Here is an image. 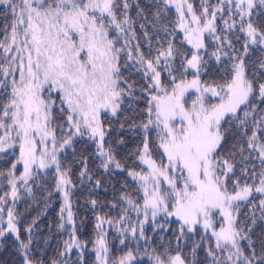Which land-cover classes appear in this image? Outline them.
Masks as SVG:
<instances>
[{"label": "snow or ice", "instance_id": "obj_1", "mask_svg": "<svg viewBox=\"0 0 264 264\" xmlns=\"http://www.w3.org/2000/svg\"><path fill=\"white\" fill-rule=\"evenodd\" d=\"M0 6V153L12 157L0 242L12 234L21 264H264V0ZM128 132L138 143L125 154ZM83 138L94 149L77 155ZM78 185L116 194L86 201L90 235ZM21 189L45 208L60 194L55 257L38 218L21 237Z\"/></svg>", "mask_w": 264, "mask_h": 264}, {"label": "trees", "instance_id": "obj_2", "mask_svg": "<svg viewBox=\"0 0 264 264\" xmlns=\"http://www.w3.org/2000/svg\"><path fill=\"white\" fill-rule=\"evenodd\" d=\"M145 0H141V3L143 4ZM191 2L194 4V7L199 9L201 0H191ZM208 2L212 5H215L217 0H208ZM133 9V14H134ZM5 12L6 10L3 9L2 6H0V28L3 27V25L6 23L5 21ZM173 18H174V10H173ZM225 18L227 17V13L224 14ZM264 21H260L257 19V23H261ZM218 31L220 28L223 27L222 20L220 19V14H218V18L216 21ZM179 35V33H178ZM241 36V39L239 41H236L234 39V43L237 48L241 46L243 43V34L239 33ZM3 33L0 32V38H2ZM215 43L214 40L210 38V36L207 34L205 36V44L209 48V52L212 50V45ZM189 47V46H187ZM260 55L259 49H257L252 54V59L255 60ZM207 59V57H205ZM212 63V62H210ZM214 65V69H215ZM225 73L221 69L219 72L213 71L212 75L219 79L220 76L224 75ZM137 74V78H138ZM191 78V77H189ZM121 135H124L126 144L121 146V152L122 153H130L132 152L137 143L138 138L135 136L134 133L128 132V133H121ZM94 149V144L91 141H88L87 138H83L79 140V142L76 144V152L77 155H79L81 152H88L91 153ZM65 158L69 164H73V157L70 153L65 154ZM8 157H5L4 154L0 153V170L7 171V167L9 166L7 161ZM132 161L129 159L128 164L131 165ZM78 165L73 166V173L76 172ZM74 181H75V175H74ZM49 184H51V178L47 181ZM131 183V181H130ZM5 191H8L10 193V186L7 184V181L3 179V177H0V195H2ZM60 194H56L54 198L50 201V204L47 208L44 207L45 201H42L39 199V193L36 194V198H33L30 195H27L23 189H21V198L16 202L15 211L19 217V223L21 225V237L24 238L26 236V233L24 232V228L30 226L34 219H37L36 227L34 228V232L36 234V238L38 240H48V245L46 246V251L49 257H55L56 256V250L59 247L60 243L63 239H66V235L62 232H58L56 228V222H57V213L59 212V208L61 205V200L59 198ZM116 195L111 190L109 192L105 193L103 191L98 192L97 194H91L86 187L77 186L75 190V194L73 197L74 203H73V210L76 212L78 220H84V229L86 235H90L93 230V220L94 215L93 211L91 210L90 205L86 203V201L89 198L92 199H102L104 201H109L113 198V196ZM9 205H6L7 208ZM104 211H107V209H104ZM113 215H115V212H113ZM87 264H91L92 256L91 254H88L86 256ZM0 264H21V255L16 247H14V237L12 234H9L6 237L5 241L0 242Z\"/></svg>", "mask_w": 264, "mask_h": 264}, {"label": "rangeland", "instance_id": "obj_3", "mask_svg": "<svg viewBox=\"0 0 264 264\" xmlns=\"http://www.w3.org/2000/svg\"><path fill=\"white\" fill-rule=\"evenodd\" d=\"M206 35H207V33L205 34V36H206ZM189 47H190V46H189ZM8 159H9V160H11V159H12V157H11V156H8Z\"/></svg>", "mask_w": 264, "mask_h": 264}]
</instances>
